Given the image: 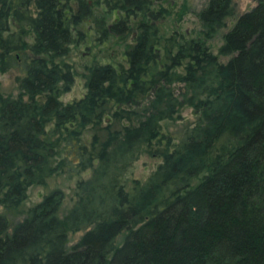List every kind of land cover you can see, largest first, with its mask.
Wrapping results in <instances>:
<instances>
[{
    "label": "trees",
    "instance_id": "1",
    "mask_svg": "<svg viewBox=\"0 0 264 264\" xmlns=\"http://www.w3.org/2000/svg\"><path fill=\"white\" fill-rule=\"evenodd\" d=\"M171 1L0 0V71L24 70L17 95L0 91V264H264V0L218 53L208 41L235 0H207L192 36L162 32ZM88 19L133 34L127 65H86V92L66 102L76 71L62 58ZM185 106L197 118L176 141L163 122ZM144 153L161 161L129 181ZM61 172L79 175L73 203L54 188L12 222Z\"/></svg>",
    "mask_w": 264,
    "mask_h": 264
},
{
    "label": "rangeland",
    "instance_id": "2",
    "mask_svg": "<svg viewBox=\"0 0 264 264\" xmlns=\"http://www.w3.org/2000/svg\"><path fill=\"white\" fill-rule=\"evenodd\" d=\"M92 1V0H90ZM186 2L189 6L188 10L182 15V19H177V13L181 9L182 4ZM207 3V0H172L167 5L172 10V13L163 17L160 21V27L164 34L168 35L173 32L174 29L186 33L189 36L197 35L202 27L201 21L198 16V12ZM236 13L233 16L228 17L226 26L221 30V33L216 35L213 39L209 40V44L212 50L218 53L219 46L223 43V33L227 31L238 16L254 6L257 0H235ZM98 11L96 14L103 13L101 7H95ZM100 11V12H99ZM117 16V12L114 15H110L107 21L114 20ZM82 34L77 35L78 40L71 46L69 55L62 59L70 61L76 71L75 82L72 88L64 92L61 98L64 101H71L79 98L86 92L85 78L83 73L86 69V65H90L95 61L100 62H112L114 64L127 65L125 50L128 43L133 41V34L119 35L110 34L105 37L99 34V31L93 21L88 19L83 23ZM221 60H227L229 56L220 55ZM22 64L12 67L11 69L2 72L0 71V91L5 94L17 95L19 93V87L17 82V75L23 74ZM197 115L195 110L190 106H185L181 109L176 118L168 119L163 122V130L167 135H172L174 140H178L186 131L187 127L191 126L196 121ZM161 161L160 156H152L149 153L142 154L135 162L128 173V180L135 178L147 179L149 175L156 169L157 165ZM89 171L82 173L83 176H88ZM79 175H70L66 172L55 174L48 178L45 184L31 185L28 189V198L24 202V205L20 208V211H8L12 222L20 220L24 213L23 209L39 202L43 196L50 192L54 188H62L65 192L64 208H67L73 203L75 197V188ZM5 211L3 206H0V212ZM84 230H80L71 233V243H74L83 234ZM122 239V234L118 237V241Z\"/></svg>",
    "mask_w": 264,
    "mask_h": 264
}]
</instances>
